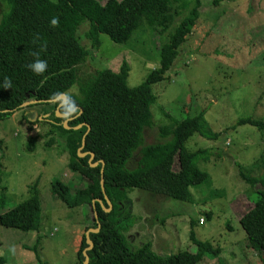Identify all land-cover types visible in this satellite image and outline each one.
<instances>
[{
	"label": "rangeland",
	"instance_id": "rangeland-1",
	"mask_svg": "<svg viewBox=\"0 0 264 264\" xmlns=\"http://www.w3.org/2000/svg\"><path fill=\"white\" fill-rule=\"evenodd\" d=\"M177 6V24L197 14L198 25L164 80L152 86L157 100L151 109L153 124L145 129L143 145L166 143L168 138L161 136L160 128L169 119L183 120L205 112L206 125L218 139L195 134L186 148L190 152L207 151L199 168L209 175L210 182L191 188L192 200L188 203L131 191L130 202L125 204L131 213L126 221L130 230L124 236L134 251L150 243L159 256H168L196 252L191 241L193 232L196 239L222 250L219 257L206 254L198 264H264V256L260 258L247 246L240 223L254 207L253 192L261 189L259 185L251 187L241 176L264 177V129L238 126L245 119L264 123V0H181ZM6 10L7 0H0V23ZM175 28L172 26L170 33ZM79 35L82 44L94 53L81 66L80 78L99 70L119 73L126 61L131 68L130 88L140 86L159 68L160 48L168 40L164 42L158 30L141 27L129 43L119 45L89 23L82 25ZM77 92L75 85L71 93ZM31 113L29 122H22V112L0 121V211L29 200L38 183L41 228L26 233L0 224V257L6 264H40L37 254L46 264H79L78 249L85 228L93 221V210L87 206L68 208L53 196L52 183L63 182L73 194L88 183L69 168V155L62 153L57 132L51 136L53 141L46 136L54 129L50 121L37 124L36 112ZM32 139L37 145L29 151L27 145ZM139 159L138 152L131 167H136ZM173 169L179 171L177 160ZM209 214L212 217L208 218Z\"/></svg>",
	"mask_w": 264,
	"mask_h": 264
},
{
	"label": "trees",
	"instance_id": "trees-1",
	"mask_svg": "<svg viewBox=\"0 0 264 264\" xmlns=\"http://www.w3.org/2000/svg\"><path fill=\"white\" fill-rule=\"evenodd\" d=\"M180 1L107 0L102 4L99 0H7L9 10L0 23V84L7 76L12 88L0 89V121L22 112L25 114L22 122H29L28 113L32 117L33 110L37 114V124L50 121L49 125L56 130L46 136H55L53 132H57V137L62 140V153L69 155V168L88 184L82 189L77 188L73 194L68 185L56 181L52 183V194L68 208L87 206L93 210V221L85 232L100 226L98 233L90 234L94 247L88 252L89 264H198L208 253L221 255L220 248L215 249L211 242L196 239L193 232L191 241L196 252L183 251L168 256H159L150 243L134 251L124 236L130 230L126 221L131 213L125 204L130 202L131 191L141 190L188 203L192 200L191 188L210 182L209 175L199 168V161L206 160L207 151L190 152L186 148L187 141L195 134L210 140L218 139V134L212 133L206 125L205 112L183 120L169 119V123L160 128L161 136L168 141L143 145L145 129L153 124L151 109L157 100L152 86L164 80L180 56L182 45L198 25L197 14L176 23ZM52 19L57 20L56 25H51ZM85 23L119 45L129 43L141 27L158 30L164 42L168 38L160 48L159 68L136 88L128 86L131 68L126 61L119 73L99 70L80 78L81 66L94 55L82 44L79 35ZM172 26L176 28L170 33ZM33 52H39V58L47 61V69L42 75H34L26 67L34 59ZM75 85H78V92L72 94ZM54 92L67 93L81 109L78 118L68 122L69 130L64 128L65 121L57 116V105L50 99ZM30 102L37 103L23 107ZM247 124L264 129V123L252 119L238 122V126ZM79 126L82 128L74 129ZM84 138L86 145L81 153L88 156L80 158ZM36 145V139H32L28 141L27 149L33 151ZM138 152L139 162L136 167H131ZM91 153L95 155L92 163L89 162ZM175 160L179 163L178 172L173 169ZM99 162L97 168H92L91 164ZM101 162L105 164L106 195L101 186ZM241 177L253 188L261 186L253 192L256 195L254 207L240 223L247 235V246L263 258L264 177ZM2 182L3 171L0 169V186ZM37 187L38 183L29 200L8 211H0L2 226L26 233L40 231L42 203ZM1 192L5 193V188L2 187ZM105 196L113 206L109 213L98 202L101 200L109 209ZM161 223L164 225L165 221ZM194 224L192 220V226ZM87 248L84 234L77 253L79 264H84L83 251ZM36 257L40 264H46L38 254ZM6 262L0 257V264Z\"/></svg>",
	"mask_w": 264,
	"mask_h": 264
},
{
	"label": "clouds",
	"instance_id": "clouds-1",
	"mask_svg": "<svg viewBox=\"0 0 264 264\" xmlns=\"http://www.w3.org/2000/svg\"><path fill=\"white\" fill-rule=\"evenodd\" d=\"M50 23L51 25H56L57 20L52 19ZM31 55L34 59L32 60V62L26 65L27 69L34 75H42L47 69V61L39 58V52H33ZM10 88H12V82L9 77L5 76L3 78V83L0 84V89L7 90ZM50 99L56 103L57 110L65 122L78 118L81 113L80 107L77 105L75 100L67 93L54 92L52 93Z\"/></svg>",
	"mask_w": 264,
	"mask_h": 264
},
{
	"label": "water",
	"instance_id": "water-1",
	"mask_svg": "<svg viewBox=\"0 0 264 264\" xmlns=\"http://www.w3.org/2000/svg\"><path fill=\"white\" fill-rule=\"evenodd\" d=\"M33 103H37V102H30V103H27V104L23 105V107H25V106H27V105H29V104H33ZM57 115H58V117H61L60 114H59V112H58ZM68 122H69V121H68ZM68 122H65V123L63 124V125H64V128L67 129V130L70 129L69 126H68ZM81 128H82V126H79V127L75 128V130H79V129H81ZM89 130H90V128H89ZM85 145H86V139L84 138V139H83V146H82V148L79 150V157H80V158H85V157H87V155H88L87 153H81V151L83 150V148L85 147ZM94 158H95V155H94L93 153H91V154H90V160H89V162L92 163V162L94 161ZM99 164H100V162H99V163H95V164H91V166H92V168H97V167L99 166ZM101 164H102V166H103V167H102V170H101V173H102L101 186H102V191H103L104 195H106V194H105V183H104V178H103L105 164H104L103 162H101ZM105 199H106V201H107V204L109 205V209H106V208L104 207L103 202H102L101 200H98V202L102 205L103 210H104L105 212L109 213V212L112 210L113 206H112L111 202L108 200L107 196H105ZM94 206H95V205H94ZM95 217L98 218L97 213H95ZM99 231H100V226H98V229H90L88 232H86V243H87V245H88V248L85 249V250L83 251V255H84V257H85V262H84V264H89V256H88V252L91 251V250L93 249V247H94V245H93V243H92V241H91V239H90V234H91V233L96 234V233H98Z\"/></svg>",
	"mask_w": 264,
	"mask_h": 264
},
{
	"label": "bare ground",
	"instance_id": "bare-ground-1",
	"mask_svg": "<svg viewBox=\"0 0 264 264\" xmlns=\"http://www.w3.org/2000/svg\"><path fill=\"white\" fill-rule=\"evenodd\" d=\"M77 128V127H76ZM75 129V128H74Z\"/></svg>",
	"mask_w": 264,
	"mask_h": 264
}]
</instances>
